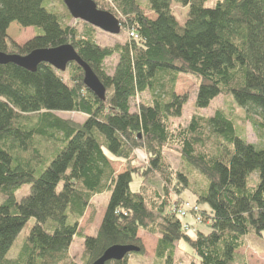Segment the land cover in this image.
<instances>
[{
    "label": "trees",
    "instance_id": "trees-1",
    "mask_svg": "<svg viewBox=\"0 0 264 264\" xmlns=\"http://www.w3.org/2000/svg\"><path fill=\"white\" fill-rule=\"evenodd\" d=\"M92 1L119 20L125 42L97 44L96 29L74 20L63 0H0V52L27 56L70 45L106 90L102 101L76 63L64 73L47 64L36 72L0 65V264H95L113 246H133L139 252L106 263L130 264L131 255L146 254L141 232L158 238L155 264H248L238 254L245 237L264 240V0H217L213 7L210 0H145L154 19L140 0ZM174 2L188 8L184 26ZM21 28L35 32L24 46L14 41ZM181 75L198 85L197 113L173 127L188 102L176 92ZM217 98L232 105L199 114ZM241 122L258 144L244 138ZM168 151L190 172L175 170ZM109 155L125 162L124 172H115ZM25 186L31 193L18 202ZM110 192L97 234H84L92 200ZM190 215L192 224L185 222ZM77 238L84 242L79 261L69 253ZM181 242L190 249L187 263L176 260Z\"/></svg>",
    "mask_w": 264,
    "mask_h": 264
},
{
    "label": "rangeland",
    "instance_id": "rangeland-1",
    "mask_svg": "<svg viewBox=\"0 0 264 264\" xmlns=\"http://www.w3.org/2000/svg\"><path fill=\"white\" fill-rule=\"evenodd\" d=\"M217 0H210L208 3V7H213L214 3ZM141 5L143 6L144 12L147 14L149 18H155L154 15L151 13H148L145 9V0H140ZM59 3L56 2V8L60 5ZM57 11L62 12L63 8L60 6L57 8ZM172 13L178 20L179 24L181 26H184L187 15H188V8H183L182 6L178 5L177 3H173L172 5ZM76 21H73L72 24H75ZM83 26H80V29H82ZM19 30L17 33L14 34V41L20 45L24 46L26 43H28L32 38H34L35 32L33 29H23ZM96 29V28H95ZM127 33H122L118 36H112L108 35L98 29L95 30V41L97 44H99L102 47H111L116 45L117 43H123L127 40ZM118 62V58L114 57L112 59H109L106 62V70L109 74H112L114 71V68ZM197 90H198V85L196 84V81L189 77V76H184L181 75L178 85H177V94L180 96H188V102L184 107L183 111V116L180 119H177L173 121V127H178V126H187L191 118L197 113L195 103H196V96H197ZM230 100H225L224 98H217L208 109L202 110L199 112V114L204 115V116H212L214 112L219 109V108H228L230 105ZM232 105V104H231ZM234 112L236 114L241 115L239 113L237 108H234ZM61 118H66L69 120L74 121L75 123L82 124L86 117L83 115L79 114H73V113H58L57 114ZM239 126V125H238ZM240 127L242 129V133L244 138L251 144H258L259 143V138L257 134L254 132L252 129L251 125L247 123H240ZM167 158L169 159L171 165L175 170H180L182 172H190L189 168L186 166H183L180 157L178 153L175 151H168L166 153ZM110 160L113 164V167L115 169V172L118 174L122 173L125 171V162L122 160H119L112 155H109ZM145 156L142 155L141 152H139L137 156V163L143 164V160ZM196 180V178H194ZM257 177L256 175L253 176L252 182H256ZM140 185V179L138 177H134V182L131 185V190L132 191H138ZM31 193V187L30 186H25L21 188L17 194L16 198L17 201L20 202L22 201L23 198L27 197ZM113 193H106L103 195L96 196L92 202L90 208L87 210L84 218L82 219L80 229L81 231L84 232L86 235H96L97 234V229L98 227L101 226L103 222V218L110 207V198L112 197ZM183 199L190 201L191 203H195V199L189 194L185 193L182 196ZM191 203L189 205H191ZM189 205L186 204L183 209H189ZM34 221H31L30 223H33ZM185 222L189 223H194V220L192 216L190 215L187 219H185ZM204 232H208L207 228L205 226L200 227ZM26 235V231L23 232V235L19 237V242L22 241L23 236ZM140 238L143 242L146 254L141 257L137 255H131L130 256V264H155L153 262L154 258V251L156 247V241L157 237L152 236L150 234H147L145 232L140 233ZM245 246L239 251V256L244 257V259L248 262V264H264V240L258 238L257 236L250 235L245 237ZM84 242L83 239L77 238L75 239V242L72 244L70 248V255L72 257H77L78 261L82 257L83 254V248H84ZM19 250L18 245H14L12 252L10 254V258L14 259L17 256ZM190 252L189 247L181 242L177 246L176 250V260L180 263H187V253ZM242 260L238 259L235 264H241Z\"/></svg>",
    "mask_w": 264,
    "mask_h": 264
},
{
    "label": "water",
    "instance_id": "water-1",
    "mask_svg": "<svg viewBox=\"0 0 264 264\" xmlns=\"http://www.w3.org/2000/svg\"><path fill=\"white\" fill-rule=\"evenodd\" d=\"M63 2L74 20L87 23L108 35L118 36L121 34L122 28L119 20L113 14L99 10L92 0H63ZM72 63L78 64L84 70L85 86L100 100L105 101V87L70 45L55 49L36 50L27 56L8 55L0 52V65L14 64L29 72H36L41 64H47L64 73ZM134 252H139V249L133 246H113L95 264L122 261Z\"/></svg>",
    "mask_w": 264,
    "mask_h": 264
},
{
    "label": "built area",
    "instance_id": "built-area-1",
    "mask_svg": "<svg viewBox=\"0 0 264 264\" xmlns=\"http://www.w3.org/2000/svg\"><path fill=\"white\" fill-rule=\"evenodd\" d=\"M131 36H133V35H131ZM189 211L190 210H192V207L189 205V209H188ZM187 209L185 210H183V212H181L180 214H181V216H184L185 215V212H187L188 211Z\"/></svg>",
    "mask_w": 264,
    "mask_h": 264
},
{
    "label": "crops",
    "instance_id": "crops-1",
    "mask_svg": "<svg viewBox=\"0 0 264 264\" xmlns=\"http://www.w3.org/2000/svg\"><path fill=\"white\" fill-rule=\"evenodd\" d=\"M97 231H98V229H97ZM156 243H157V241H156ZM156 248V247H155ZM154 253H155V251H154Z\"/></svg>",
    "mask_w": 264,
    "mask_h": 264
}]
</instances>
